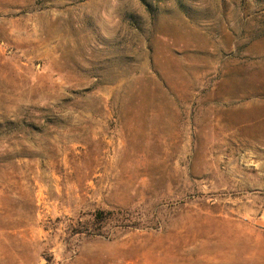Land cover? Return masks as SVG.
<instances>
[{"label":"rangeland","instance_id":"rangeland-1","mask_svg":"<svg viewBox=\"0 0 264 264\" xmlns=\"http://www.w3.org/2000/svg\"><path fill=\"white\" fill-rule=\"evenodd\" d=\"M0 264H264V0H0Z\"/></svg>","mask_w":264,"mask_h":264},{"label":"trees","instance_id":"trees-1","mask_svg":"<svg viewBox=\"0 0 264 264\" xmlns=\"http://www.w3.org/2000/svg\"><path fill=\"white\" fill-rule=\"evenodd\" d=\"M128 211L119 209L96 210L91 217L89 228L93 230L92 235L102 236L103 230L112 224L120 228H134V225H128Z\"/></svg>","mask_w":264,"mask_h":264}]
</instances>
